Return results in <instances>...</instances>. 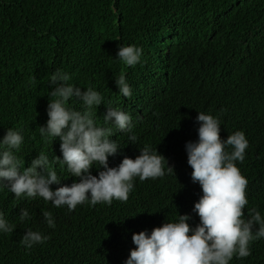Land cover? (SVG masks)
Segmentation results:
<instances>
[{
	"label": "trees",
	"instance_id": "16d2710c",
	"mask_svg": "<svg viewBox=\"0 0 264 264\" xmlns=\"http://www.w3.org/2000/svg\"><path fill=\"white\" fill-rule=\"evenodd\" d=\"M120 44L142 47V62L126 67L116 60ZM57 70L132 115L137 141L114 130L122 150L109 158L110 167L135 159L150 144L174 171L156 180L137 178L127 202L73 211L42 198L17 200L0 186V211L15 226L0 234V264H124L135 247L133 233L151 231L178 213L199 223L192 210L202 192L192 182L185 144L198 139L201 111L219 116L222 139L245 133L246 158L237 162L248 180L245 214L250 207L264 214V0H0V138L8 128L23 129V167L41 151L50 161L62 158L60 141L39 134ZM121 73L131 98L119 95ZM95 111L103 125L105 106ZM53 167L62 181L53 190L78 182L66 168ZM24 208L32 219L21 223ZM45 210L53 214L54 229L44 221ZM29 228L50 238L28 250L21 240ZM250 248L249 257L231 264H264V239Z\"/></svg>",
	"mask_w": 264,
	"mask_h": 264
},
{
	"label": "clouds",
	"instance_id": "9594fccd",
	"mask_svg": "<svg viewBox=\"0 0 264 264\" xmlns=\"http://www.w3.org/2000/svg\"><path fill=\"white\" fill-rule=\"evenodd\" d=\"M143 48L118 45L116 60L126 67H135L142 62ZM72 75L57 70L49 80L50 100L47 106V123L39 127L44 141L59 140L61 156L50 161L41 151L32 159L30 166L23 167L19 153L25 142L22 128H8L0 138V186L19 199L42 198L53 207L66 206L73 211L79 205L97 204L111 206L113 201L127 202L134 191L135 180H156L174 171L168 160L157 148L145 144L135 159L125 157L118 167L109 166V158L116 157L121 148L113 140V131L127 134L135 145L133 117L120 107L113 106L95 87L82 91L70 81ZM115 84L119 95L131 98L132 89L121 73ZM79 103L80 110L69 106ZM106 108L103 125L96 116V109ZM158 115V114H157ZM198 139L185 144L187 163L191 167V179L200 186L202 195L194 204L193 212L199 223H190L192 216L178 215L168 219L151 231L145 229L132 234L135 247L124 264H231L233 259H244L251 255V244L264 239V214L257 207L245 208L249 204L246 196L248 180L237 167L243 163L249 141L243 131H235L227 139L221 138L219 116L198 112ZM78 179L70 186L63 185L53 190V185H62L60 176L53 167ZM93 168L103 169L97 175ZM47 227H56L50 211L42 213ZM28 209H20L19 221H30ZM5 213L0 211V234L12 232ZM50 237L39 230H26L21 246L30 250L44 244Z\"/></svg>",
	"mask_w": 264,
	"mask_h": 264
}]
</instances>
